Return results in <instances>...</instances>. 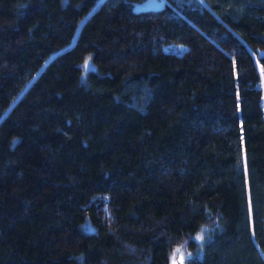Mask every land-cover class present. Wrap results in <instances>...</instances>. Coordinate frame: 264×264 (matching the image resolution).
<instances>
[{
    "label": "trees",
    "instance_id": "16d2710c",
    "mask_svg": "<svg viewBox=\"0 0 264 264\" xmlns=\"http://www.w3.org/2000/svg\"><path fill=\"white\" fill-rule=\"evenodd\" d=\"M181 251L264 264V0H0V264Z\"/></svg>",
    "mask_w": 264,
    "mask_h": 264
},
{
    "label": "rangeland",
    "instance_id": "374dc122",
    "mask_svg": "<svg viewBox=\"0 0 264 264\" xmlns=\"http://www.w3.org/2000/svg\"><path fill=\"white\" fill-rule=\"evenodd\" d=\"M179 49H183V48H179ZM93 67V64L91 63V61L90 60H86L85 62H84V64H83V69L84 70H88V69H90V68H92ZM196 239H197V241L198 242H200V243H203V235H198L197 237H196ZM187 257V254L184 252V251H181L178 255H177V257H176V261H178V262H180L181 264H185V262H184V259ZM176 264H177V262H176Z\"/></svg>",
    "mask_w": 264,
    "mask_h": 264
},
{
    "label": "water",
    "instance_id": "95a60500",
    "mask_svg": "<svg viewBox=\"0 0 264 264\" xmlns=\"http://www.w3.org/2000/svg\"><path fill=\"white\" fill-rule=\"evenodd\" d=\"M158 7V5L157 4H153V5H149V8H157ZM177 264H181L180 262H177Z\"/></svg>",
    "mask_w": 264,
    "mask_h": 264
}]
</instances>
